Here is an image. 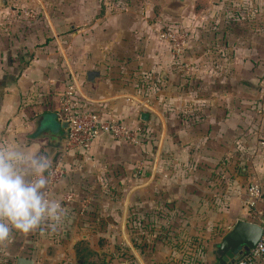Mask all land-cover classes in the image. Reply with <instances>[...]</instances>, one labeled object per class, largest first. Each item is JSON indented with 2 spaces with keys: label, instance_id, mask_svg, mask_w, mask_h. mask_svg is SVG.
Listing matches in <instances>:
<instances>
[{
  "label": "crops",
  "instance_id": "1",
  "mask_svg": "<svg viewBox=\"0 0 264 264\" xmlns=\"http://www.w3.org/2000/svg\"><path fill=\"white\" fill-rule=\"evenodd\" d=\"M173 1L120 9L109 0H0V142L38 145L53 168L67 169L49 191L66 209L64 235L84 253L78 264L117 250L121 238L136 264L168 260L176 248L165 233L210 247L237 221L256 222L245 206L254 180L264 217V27L237 19L242 0H183L178 17L164 9ZM166 25L191 33V76L158 37ZM73 80L103 119L141 126L142 144L105 136L89 155L67 153L58 113ZM107 183L126 188L123 212L104 198Z\"/></svg>",
  "mask_w": 264,
  "mask_h": 264
},
{
  "label": "rangeland",
  "instance_id": "2",
  "mask_svg": "<svg viewBox=\"0 0 264 264\" xmlns=\"http://www.w3.org/2000/svg\"><path fill=\"white\" fill-rule=\"evenodd\" d=\"M140 1L141 0H109L110 3H113L115 7L120 9L125 6L139 5ZM145 1H149L151 5H154L156 2L161 3L165 0ZM253 1H255V3H259V12H253L250 9ZM239 9L240 12L237 14V19L244 22V24H246V22L251 23L252 19H259L262 28L264 27V0H242L240 1ZM64 169L66 174L63 178L67 175V169ZM105 186L104 198H107V200L110 201L115 200L118 204V212H123V200L125 199L127 193L126 188L123 184H121L120 187H116L107 183ZM135 222L136 223H134V225L137 227L136 232L140 234V220L138 217ZM168 225L166 226V230L170 229ZM62 226L64 225L59 226L55 231H52L50 228L45 226L42 231L37 230L29 234H22L14 231L11 240L3 245H0V264H16V259L18 257L33 259L36 264H78V259L84 253L80 252V247L74 245V237L64 235L65 232L68 231V228ZM149 227L150 230H153L152 221H150ZM170 231L173 232V230ZM139 234L134 238L135 240L137 239L136 243H138V245L136 244L135 247L138 248V254L141 251V238L139 237ZM119 238H117V240ZM218 238L220 237H214L212 245L208 247L202 240H200L199 237L189 235L186 236L179 233L178 235H170L168 233L166 239L167 243L175 246L176 250L168 257V260L164 264H217L215 245L220 240ZM78 243H81V241L78 240ZM116 243H120L117 250H112L111 252H108V250L105 251L100 260L96 258V255L95 257L90 255L87 259L88 264H112V262H109L108 260L113 254L115 255L113 258L117 257V259H119L117 264H125L124 261H130V259L132 260V264H136V256L132 253L130 254L126 252L123 239L121 238Z\"/></svg>",
  "mask_w": 264,
  "mask_h": 264
},
{
  "label": "built area",
  "instance_id": "3",
  "mask_svg": "<svg viewBox=\"0 0 264 264\" xmlns=\"http://www.w3.org/2000/svg\"><path fill=\"white\" fill-rule=\"evenodd\" d=\"M28 19H35L36 14L27 11L24 13ZM160 41L167 43L174 58V64L178 72L185 77L191 76L193 68L187 60L190 47L191 33L180 27L166 25L159 31ZM86 99L79 91L77 83L70 81L62 99V107L58 113V120L68 125V138L66 142L67 153H84L89 155L92 144L105 136L112 137L115 141L133 146L142 144L144 131L141 126L132 127L124 121L112 118L103 119L94 112L85 102ZM66 174L64 167L57 165L53 168L50 186L60 181ZM67 200H72L71 196ZM263 201L261 182L252 181L247 188L246 208L248 216L256 219L255 224L264 230V217L259 204ZM264 262V234L255 248L244 252L231 264H261Z\"/></svg>",
  "mask_w": 264,
  "mask_h": 264
},
{
  "label": "clouds",
  "instance_id": "4",
  "mask_svg": "<svg viewBox=\"0 0 264 264\" xmlns=\"http://www.w3.org/2000/svg\"><path fill=\"white\" fill-rule=\"evenodd\" d=\"M52 175V161L38 145L0 142V245L14 231H55L62 225L66 209L49 191Z\"/></svg>",
  "mask_w": 264,
  "mask_h": 264
},
{
  "label": "water",
  "instance_id": "5",
  "mask_svg": "<svg viewBox=\"0 0 264 264\" xmlns=\"http://www.w3.org/2000/svg\"><path fill=\"white\" fill-rule=\"evenodd\" d=\"M184 8H186V4L181 0L171 2L164 9L171 16L178 17ZM63 126L68 128L67 124H63ZM263 234L264 230L261 226L245 220L237 221L215 245L217 264H231L244 252L255 248ZM16 264H35V261L30 258L19 257Z\"/></svg>",
  "mask_w": 264,
  "mask_h": 264
},
{
  "label": "trees",
  "instance_id": "6",
  "mask_svg": "<svg viewBox=\"0 0 264 264\" xmlns=\"http://www.w3.org/2000/svg\"><path fill=\"white\" fill-rule=\"evenodd\" d=\"M167 235H168V233H165L164 238L162 237L163 238V242L166 243V244H168L167 240H166L167 239Z\"/></svg>",
  "mask_w": 264,
  "mask_h": 264
},
{
  "label": "flooded vegetation",
  "instance_id": "7",
  "mask_svg": "<svg viewBox=\"0 0 264 264\" xmlns=\"http://www.w3.org/2000/svg\"><path fill=\"white\" fill-rule=\"evenodd\" d=\"M217 263H218V259H217Z\"/></svg>",
  "mask_w": 264,
  "mask_h": 264
}]
</instances>
